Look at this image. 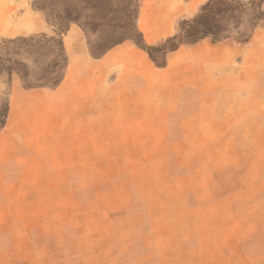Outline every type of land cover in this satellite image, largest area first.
Wrapping results in <instances>:
<instances>
[{"label": "rangeland", "instance_id": "1", "mask_svg": "<svg viewBox=\"0 0 264 264\" xmlns=\"http://www.w3.org/2000/svg\"><path fill=\"white\" fill-rule=\"evenodd\" d=\"M37 1L29 0L30 7L36 9ZM137 4L110 0L85 32L71 25L83 47L77 63L66 49L68 68L57 89L12 99L19 77L0 72V120L3 105L13 102L11 127L35 140V154L50 156V166H31L35 174L14 175V189L0 192V264H264V46L250 51V41L228 40L243 47L237 55L242 65H234L242 74L225 80L233 92L222 96L223 121L211 110L214 94L179 98L184 109L155 141L151 118L134 112V100L124 95L127 60H142L128 49L105 58L115 47L134 44ZM43 19L44 31L0 32V43L55 36L52 22ZM36 51L44 60L43 49ZM92 76L99 93L84 102L99 105L97 160L81 158L86 151L76 150L75 135V87ZM169 98L176 102L178 96ZM145 101L156 100L147 95ZM167 134L181 136L180 142L160 141ZM209 134L212 143L196 141ZM60 153L66 154L64 174L39 173L58 170ZM21 162L18 170L25 171ZM91 166L99 173H76Z\"/></svg>", "mask_w": 264, "mask_h": 264}, {"label": "crops", "instance_id": "2", "mask_svg": "<svg viewBox=\"0 0 264 264\" xmlns=\"http://www.w3.org/2000/svg\"><path fill=\"white\" fill-rule=\"evenodd\" d=\"M207 1L209 0H142L137 17V28L143 34L148 45H158L176 34V25L181 18L195 15ZM20 5H23L22 9H18ZM46 25L42 12L30 7L29 0H0V32L3 37L35 34L44 31ZM64 44L72 63H77L78 53L83 47L79 31L75 28L72 29L64 40ZM248 45L247 50L250 51L263 49L264 25L257 28ZM124 49L130 50L132 55H138V59L142 60L140 62L133 58L127 60L129 64L126 67L127 73L124 74L126 84L124 95L128 94L134 100L132 103L134 112H144L151 118L149 125L156 129L155 141H159V137L164 135V131L160 128L164 127L170 118L177 116L178 112L184 109V104L179 102V98L184 99V97L199 93L214 94L211 95L214 107L207 109V111L210 109L212 112L218 110L216 118L223 121L221 115L226 109V103L225 101L222 103V96H228L230 92H233L227 88L225 80L227 76H240L242 74L234 67V65H242L237 56L242 51V46L231 44L229 41L213 43L211 39L207 38L195 45L182 46L177 51L170 53L164 68L156 67L146 52L132 43L130 46L124 44L115 47L105 58L109 61L118 51ZM233 68L234 70H232ZM16 79L19 84L15 89L16 92L12 94V99L18 94L29 96L32 92L25 90L20 85V79ZM95 80L94 76L90 79L89 77H86L85 80L82 79L80 84L77 83L74 91L76 150L86 151L81 152L80 156L83 158L85 154L84 157L90 160H97L99 157L96 148L99 141L97 135L99 105L98 101L84 102V100H93L98 96L99 89L93 86ZM160 81L168 83V85H157ZM147 95L153 96L156 101H145ZM164 96H178V98L175 102V99L171 101L172 98L164 99ZM165 100L167 101L165 102ZM13 107L12 102L6 126L0 132V192L14 189L12 186V184H16L14 175H18V173L35 174V170H30L31 166L36 164L40 167L50 166V163H45V160L50 156H40L32 151L35 148V140L31 139L32 137L26 140L20 138L14 128L11 127ZM130 107L131 104L128 107L129 111H131ZM213 120L214 117L209 118V121ZM106 136L109 135L106 134ZM211 136V134L200 136L196 138V141L212 143ZM180 140L181 136L179 135L170 137L167 134L166 138L160 141L176 143ZM186 140L190 142L188 137ZM83 144H85L84 148H82ZM76 157H79V154H76ZM40 159L42 163H39ZM65 159L66 154L61 156L60 153L58 170L39 171V173L64 174L65 171L61 167H65V164L61 163V160ZM21 160L26 165L25 171L18 170V165L22 163ZM88 169L89 167L85 170H76V173L82 175L99 173L98 170L93 169V166L90 167V170ZM2 234L3 232L0 233V243L4 238Z\"/></svg>", "mask_w": 264, "mask_h": 264}, {"label": "trees", "instance_id": "3", "mask_svg": "<svg viewBox=\"0 0 264 264\" xmlns=\"http://www.w3.org/2000/svg\"><path fill=\"white\" fill-rule=\"evenodd\" d=\"M110 0H38L36 10L42 12L48 22H52L56 35L31 36L4 40L0 43V72L9 77H19L25 90L57 89L63 83L68 68V56L64 36L73 24L84 32L86 25L95 21L109 6ZM137 17L140 3L136 0ZM119 5V4H118ZM84 15V16H83ZM88 24H87V23ZM264 22V0H209L190 18L178 21L176 34L158 45H148L138 28L131 40L146 52L151 62L158 68L167 65V56L204 39L213 43L235 40L248 43L260 24ZM37 48L43 49L44 60L37 57ZM28 56L32 65L22 56ZM0 132L4 129L10 111L7 101L2 107Z\"/></svg>", "mask_w": 264, "mask_h": 264}]
</instances>
